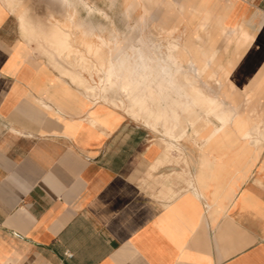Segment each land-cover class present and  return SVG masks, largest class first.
<instances>
[{
  "label": "crops",
  "instance_id": "crops-1",
  "mask_svg": "<svg viewBox=\"0 0 264 264\" xmlns=\"http://www.w3.org/2000/svg\"><path fill=\"white\" fill-rule=\"evenodd\" d=\"M239 13L264 45V9ZM12 14L0 10V264H264V145L218 135L167 156L161 135L89 104ZM261 63L245 52L234 69Z\"/></svg>",
  "mask_w": 264,
  "mask_h": 264
},
{
  "label": "rangeland",
  "instance_id": "rangeland-1",
  "mask_svg": "<svg viewBox=\"0 0 264 264\" xmlns=\"http://www.w3.org/2000/svg\"><path fill=\"white\" fill-rule=\"evenodd\" d=\"M242 5L264 9V0H0L2 16L13 13L19 35L89 104L161 135L167 156L199 139L201 149H213L218 135L249 132V145H264V108L252 105L264 98V67L234 69L245 52L264 55ZM176 191L167 186V195Z\"/></svg>",
  "mask_w": 264,
  "mask_h": 264
},
{
  "label": "bare ground",
  "instance_id": "bare-ground-1",
  "mask_svg": "<svg viewBox=\"0 0 264 264\" xmlns=\"http://www.w3.org/2000/svg\"><path fill=\"white\" fill-rule=\"evenodd\" d=\"M63 1V0H62ZM70 17H71V15H70ZM90 23H91V21H90ZM90 28V27H89ZM251 137V135H250V133L249 132H246V133H244V138H245V141L242 143L243 144V147H244V149H247V145L251 142V141H249V138ZM261 141H259V142H257L258 144L260 143ZM171 144L172 145H175V143L174 142H171Z\"/></svg>",
  "mask_w": 264,
  "mask_h": 264
},
{
  "label": "built area",
  "instance_id": "built-area-1",
  "mask_svg": "<svg viewBox=\"0 0 264 264\" xmlns=\"http://www.w3.org/2000/svg\"><path fill=\"white\" fill-rule=\"evenodd\" d=\"M68 256L70 255V253H66Z\"/></svg>",
  "mask_w": 264,
  "mask_h": 264
}]
</instances>
